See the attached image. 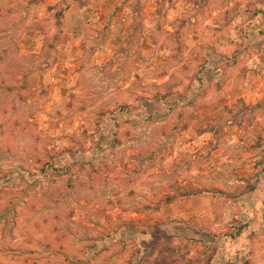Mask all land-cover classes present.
Listing matches in <instances>:
<instances>
[{
    "label": "rangeland",
    "instance_id": "obj_1",
    "mask_svg": "<svg viewBox=\"0 0 264 264\" xmlns=\"http://www.w3.org/2000/svg\"><path fill=\"white\" fill-rule=\"evenodd\" d=\"M0 264H264V0H0Z\"/></svg>",
    "mask_w": 264,
    "mask_h": 264
},
{
    "label": "trees",
    "instance_id": "obj_2",
    "mask_svg": "<svg viewBox=\"0 0 264 264\" xmlns=\"http://www.w3.org/2000/svg\"><path fill=\"white\" fill-rule=\"evenodd\" d=\"M183 196H184V194H183ZM176 196H167L166 198H167V200L168 201H170V200H172L173 198H175Z\"/></svg>",
    "mask_w": 264,
    "mask_h": 264
},
{
    "label": "crops",
    "instance_id": "obj_3",
    "mask_svg": "<svg viewBox=\"0 0 264 264\" xmlns=\"http://www.w3.org/2000/svg\"><path fill=\"white\" fill-rule=\"evenodd\" d=\"M97 15H99L100 17H102V16H103V15H102L101 13H99V12L97 13Z\"/></svg>",
    "mask_w": 264,
    "mask_h": 264
},
{
    "label": "built area",
    "instance_id": "obj_4",
    "mask_svg": "<svg viewBox=\"0 0 264 264\" xmlns=\"http://www.w3.org/2000/svg\"><path fill=\"white\" fill-rule=\"evenodd\" d=\"M98 17H100V16H98Z\"/></svg>",
    "mask_w": 264,
    "mask_h": 264
}]
</instances>
